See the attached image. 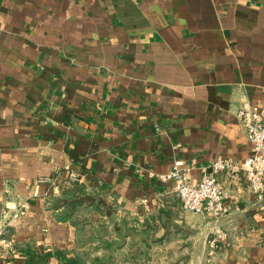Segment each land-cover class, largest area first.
<instances>
[{"label":"crops","instance_id":"1","mask_svg":"<svg viewBox=\"0 0 264 264\" xmlns=\"http://www.w3.org/2000/svg\"><path fill=\"white\" fill-rule=\"evenodd\" d=\"M263 104L264 0H0V264H264L242 174L218 218L157 177L247 157Z\"/></svg>","mask_w":264,"mask_h":264},{"label":"built area","instance_id":"2","mask_svg":"<svg viewBox=\"0 0 264 264\" xmlns=\"http://www.w3.org/2000/svg\"><path fill=\"white\" fill-rule=\"evenodd\" d=\"M236 117L244 128L245 135L250 142V154L239 160L234 158H215L195 183L188 178V166L183 160H175L172 168L157 177L160 181H174L173 191L179 199L183 210L193 213H208L214 218L221 217L225 211L224 200L228 197L222 182L216 173L223 172L230 178L242 174L248 183L251 192L257 199L264 198V104L258 106L241 107L236 112ZM53 177L40 178L39 182L52 183ZM69 181L79 182V174L71 171ZM22 214L18 209L13 215ZM6 224L0 227V252H9L12 241L6 236ZM225 238V233L220 232L209 241L208 255L215 253L220 242Z\"/></svg>","mask_w":264,"mask_h":264}]
</instances>
